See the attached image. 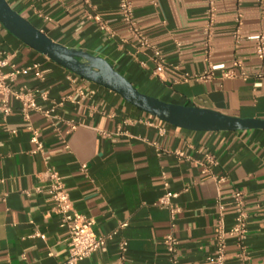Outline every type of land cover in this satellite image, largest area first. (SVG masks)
Segmentation results:
<instances>
[{
  "label": "crops",
  "instance_id": "obj_1",
  "mask_svg": "<svg viewBox=\"0 0 264 264\" xmlns=\"http://www.w3.org/2000/svg\"><path fill=\"white\" fill-rule=\"evenodd\" d=\"M7 2L54 42L102 57L149 96L264 120V62L255 51L257 38H264V0H216V20L208 30V0H132L152 47L144 50L121 20L118 0ZM87 14L107 21L114 37ZM239 20L237 43L233 32ZM153 48L165 61L161 71ZM0 50L14 55L19 67L40 64L45 75L10 83L14 91L32 92L42 112H31L27 121L13 96L12 113L5 117L0 111V264L68 259L69 232L53 211L51 170L59 173L75 209L95 220L99 235L117 230L81 264H121L123 239L124 264H171L164 243L171 232L178 239L177 264H213L217 236L234 223L235 190L245 195L248 262L264 264V130L196 132L172 126L73 74L1 24ZM234 59L242 61L246 80L222 79L217 71L207 82L180 81L213 65L230 66ZM1 101L0 95V107ZM28 126L39 132L41 150ZM167 191L177 194L174 226L170 211L157 205ZM123 223L127 226L120 228ZM226 244V264H238L236 241L227 236Z\"/></svg>",
  "mask_w": 264,
  "mask_h": 264
},
{
  "label": "built area",
  "instance_id": "obj_2",
  "mask_svg": "<svg viewBox=\"0 0 264 264\" xmlns=\"http://www.w3.org/2000/svg\"><path fill=\"white\" fill-rule=\"evenodd\" d=\"M89 4L90 0H84ZM119 12L121 15V20L126 25L129 35L134 38L141 50L152 48L147 37L138 25L133 9L132 0H118ZM217 16V6L216 0H208L207 9V30L212 28ZM87 17L93 19L100 31L109 33L110 37H114V34L110 31L109 23L102 20L98 14H87ZM241 26L242 21H238L237 28L233 32V37L238 43L241 39ZM154 57L157 64V71L165 69L166 64L161 56L158 49L153 48ZM256 55L264 62V38H257L256 44ZM220 71L222 79H236L242 78L247 79V74L244 71L243 63L239 59H234L230 66L225 64L211 66L204 74L201 75H182L180 81L191 82V81H201L207 82L215 76V73ZM33 76L38 80H44L45 75L41 69V65L38 63H33L27 66L19 67L14 63V55L6 54L0 50V95L2 96L0 111L7 117L12 113V109L9 105V98L13 96L16 100L21 103V110L24 118L29 121L30 114L33 111L42 112V109L37 105L33 97L32 92L26 91H14L10 83L16 82L20 77L23 76ZM258 86V85H256ZM42 98L47 100L46 93L42 94ZM49 112H46L48 114ZM74 128V126L72 127ZM28 130L32 133L31 141L37 144L38 149H42V144L40 143L38 137L39 132L32 126H28ZM83 171L87 170L86 164L81 166ZM50 177V188L52 191V198L54 201L53 211L60 218L61 227L67 228L69 232V248H68V259L63 264H81L84 259L92 255L99 248L105 246L110 239L117 233V230L104 235H99L95 229V220L89 218L88 216L79 213L67 192L66 186L60 177L59 173L55 170L49 171ZM224 181L221 179L220 182ZM167 186V184H166ZM177 194L167 191L159 200L157 205L162 208H167L171 213L172 226H174V221L178 213V209L173 206L172 200ZM232 200L235 208V218L233 226L230 230L225 232H220L217 236V247L216 254L210 258L213 264H226V238L227 236L234 238L236 244L239 248L238 252V264H249L248 255L245 252V240L248 233V214L246 211V201L243 191L235 190L232 192ZM126 223L120 225V228H125ZM44 238V236H41ZM166 249L168 252L169 260L171 264H177L179 260V245L178 239L173 232L169 233L165 237L164 241ZM128 248V242L122 240L120 242V249L122 254V263L126 258Z\"/></svg>",
  "mask_w": 264,
  "mask_h": 264
},
{
  "label": "water",
  "instance_id": "obj_3",
  "mask_svg": "<svg viewBox=\"0 0 264 264\" xmlns=\"http://www.w3.org/2000/svg\"><path fill=\"white\" fill-rule=\"evenodd\" d=\"M0 24L16 38L73 74L119 94L137 109L172 126L196 132L264 130V120L243 119L195 106L168 103L139 91L100 56L54 42L0 0Z\"/></svg>",
  "mask_w": 264,
  "mask_h": 264
}]
</instances>
